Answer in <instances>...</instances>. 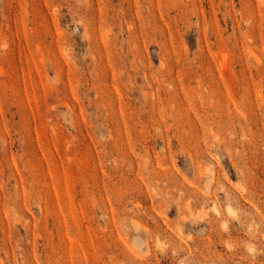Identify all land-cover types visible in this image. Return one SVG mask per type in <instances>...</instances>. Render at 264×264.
I'll list each match as a JSON object with an SVG mask.
<instances>
[{
    "label": "rangeland",
    "instance_id": "1",
    "mask_svg": "<svg viewBox=\"0 0 264 264\" xmlns=\"http://www.w3.org/2000/svg\"><path fill=\"white\" fill-rule=\"evenodd\" d=\"M0 264H264V0H0Z\"/></svg>",
    "mask_w": 264,
    "mask_h": 264
}]
</instances>
